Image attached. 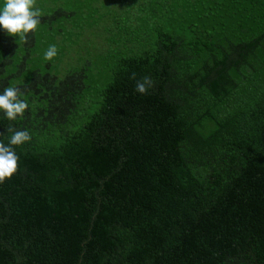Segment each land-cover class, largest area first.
Returning <instances> with one entry per match:
<instances>
[{"label": "trees", "instance_id": "obj_1", "mask_svg": "<svg viewBox=\"0 0 264 264\" xmlns=\"http://www.w3.org/2000/svg\"><path fill=\"white\" fill-rule=\"evenodd\" d=\"M35 7L27 41L0 29V93L29 105L0 142L32 136L0 264H264V0Z\"/></svg>", "mask_w": 264, "mask_h": 264}, {"label": "clouds", "instance_id": "obj_2", "mask_svg": "<svg viewBox=\"0 0 264 264\" xmlns=\"http://www.w3.org/2000/svg\"><path fill=\"white\" fill-rule=\"evenodd\" d=\"M35 4L36 0H5L3 8L0 9V29L7 36L19 37L27 41L29 34L34 33L41 22L42 12L35 7ZM57 52L55 45H49L44 53V60H53ZM131 78L135 79V73ZM152 86L151 78L143 77L136 82L135 90L144 95ZM28 107L27 101L20 99V90L17 87H5L0 93V111L7 120L16 121L19 117H23ZM6 131L11 132L12 135L7 145L0 142V183H4L6 178L10 179L18 171L19 156L15 146H22L32 139L27 129L19 130L9 126Z\"/></svg>", "mask_w": 264, "mask_h": 264}, {"label": "rangeland", "instance_id": "obj_3", "mask_svg": "<svg viewBox=\"0 0 264 264\" xmlns=\"http://www.w3.org/2000/svg\"><path fill=\"white\" fill-rule=\"evenodd\" d=\"M76 55H77V53L74 51V52H72V54H69L68 57H75Z\"/></svg>", "mask_w": 264, "mask_h": 264}]
</instances>
